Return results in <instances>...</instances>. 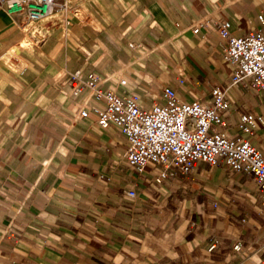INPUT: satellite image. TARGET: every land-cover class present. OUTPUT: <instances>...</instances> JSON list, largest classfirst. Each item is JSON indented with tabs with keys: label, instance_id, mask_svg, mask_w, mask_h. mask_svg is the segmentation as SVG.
Returning a JSON list of instances; mask_svg holds the SVG:
<instances>
[{
	"label": "crops",
	"instance_id": "obj_1",
	"mask_svg": "<svg viewBox=\"0 0 264 264\" xmlns=\"http://www.w3.org/2000/svg\"><path fill=\"white\" fill-rule=\"evenodd\" d=\"M83 10L10 54L21 24L0 3V264H264V188L252 174L204 161L159 181L153 162L138 171L117 128L79 117L102 101L74 94L70 78L124 74L143 108L164 86L208 101L217 84L229 108L213 128L240 132L241 112L264 116L263 94L232 84L217 21L264 33V0H84ZM246 137L264 152V127Z\"/></svg>",
	"mask_w": 264,
	"mask_h": 264
},
{
	"label": "built area",
	"instance_id": "obj_2",
	"mask_svg": "<svg viewBox=\"0 0 264 264\" xmlns=\"http://www.w3.org/2000/svg\"><path fill=\"white\" fill-rule=\"evenodd\" d=\"M84 0H0L7 12L22 26L21 30L56 10H63L59 18L67 22L69 17L85 18ZM264 28V17L259 15ZM199 25L193 26L196 31ZM226 19L217 21V31L227 39L224 57L231 64L232 84L248 79L251 85L262 90L264 103V33L258 28L243 35H233ZM37 31L30 38L38 42ZM39 38V40H37ZM34 42V43H35ZM33 43V44H34ZM72 81H80L74 87V94L83 90L101 103L88 108H79V117L93 116L102 128L114 126L126 139L124 157L138 171L153 162L160 166L156 180L159 181L173 170L187 173L193 170L198 161L212 165H222L229 172L243 171L252 174L260 189L264 188V152L253 144L246 135L259 125L264 127V116L251 109L241 112L237 121L240 132L227 134L214 129L223 125V113L229 108L225 91L219 85L210 88L211 99L196 98L190 101L181 99L171 86L163 87L162 101L153 102L143 108L134 94L125 90L127 78L114 73L89 72L86 78L79 77V71L70 73ZM113 80L115 85L103 87ZM135 196L133 189L128 190ZM264 197V194L262 195ZM216 242L210 245L213 248ZM239 247V243L235 244Z\"/></svg>",
	"mask_w": 264,
	"mask_h": 264
},
{
	"label": "rangeland",
	"instance_id": "obj_3",
	"mask_svg": "<svg viewBox=\"0 0 264 264\" xmlns=\"http://www.w3.org/2000/svg\"><path fill=\"white\" fill-rule=\"evenodd\" d=\"M62 16H64V11L63 10H56L55 13L53 14H49L48 16H44L42 18H40L37 21H33L31 23H29L27 26H25L20 34V37L18 39V43H16V45H14L12 47V53L10 54H16V52L20 49H26V48H30L33 43L36 40H32L30 38V33L33 31H37V36L43 35L44 33L47 32L48 29L45 28V23L50 22L53 23L55 20L61 18ZM23 25H21L22 28ZM39 38H37V40H39Z\"/></svg>",
	"mask_w": 264,
	"mask_h": 264
},
{
	"label": "bare ground",
	"instance_id": "obj_4",
	"mask_svg": "<svg viewBox=\"0 0 264 264\" xmlns=\"http://www.w3.org/2000/svg\"><path fill=\"white\" fill-rule=\"evenodd\" d=\"M49 14L45 15V16H48Z\"/></svg>",
	"mask_w": 264,
	"mask_h": 264
}]
</instances>
